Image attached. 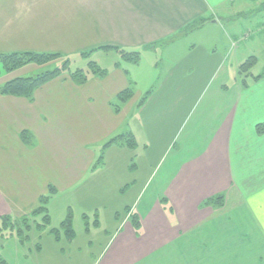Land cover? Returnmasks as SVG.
<instances>
[{"label": "crops", "instance_id": "1", "mask_svg": "<svg viewBox=\"0 0 264 264\" xmlns=\"http://www.w3.org/2000/svg\"><path fill=\"white\" fill-rule=\"evenodd\" d=\"M250 4L95 0L90 7L94 6L95 45L158 56L159 61L187 59L193 68L203 58L215 61V45H204L202 39L187 42L185 32L194 35L209 25L221 26L218 15L232 19L235 5L237 16L242 8L250 11ZM82 9L89 14L87 7ZM224 31L226 40L221 43L231 52L230 45L245 30L231 26ZM104 70L105 77L90 75L82 86L57 78L37 89L32 101L0 94V219L37 211L49 190L55 195L58 189L72 187L115 152L135 157L138 137L133 123L146 110L150 92L142 98L131 72L119 62ZM175 75L180 77H171ZM225 78L224 69L222 80L211 87L193 82L168 92L165 84L158 88L187 95L190 101L184 108L189 112L164 152L174 148L181 164L172 177L169 171L159 179L147 199L139 196L132 208L127 207L128 221L116 228L94 264H264V72L242 88L229 87ZM126 89L133 95L121 102ZM179 97L177 107L184 104ZM24 132L30 135L26 141ZM121 136L129 141L132 136L135 147L125 141L110 144ZM148 183L140 190L149 191ZM217 197L223 198V206L205 205ZM133 216L139 228L130 223ZM37 252L40 255L43 247Z\"/></svg>", "mask_w": 264, "mask_h": 264}, {"label": "rangeland", "instance_id": "2", "mask_svg": "<svg viewBox=\"0 0 264 264\" xmlns=\"http://www.w3.org/2000/svg\"><path fill=\"white\" fill-rule=\"evenodd\" d=\"M250 1L248 9H252L246 11L247 7L242 8L244 12L235 16V7L240 5L237 3L232 8V19L217 14L222 22L221 26L209 25L194 35L185 32L184 38L187 42L202 39L204 45L206 42L210 43L209 46L215 45L211 47L215 51V61L213 58L210 61L203 58L194 63L192 68V61L187 59L183 62L171 59L168 62L166 57V60L159 61L160 57L155 58L145 53L140 55L139 64L134 66L113 49L99 50L104 47H119L95 45L97 30L94 6L90 9L95 0H0V55L32 52L60 56L48 64H29L10 73L1 71L0 89L13 79L33 77L62 68L64 61L68 60L70 72L86 70L89 61L98 62L96 64L102 69H109L119 62L122 68L131 72L132 80L138 84L135 90L142 93V98L150 92L147 95L146 110L137 115V121L133 123L138 137L135 157L131 153L115 152L109 162L106 158L96 171L91 168L72 187L63 191L58 189L55 195V191L49 190L45 195L50 198L46 205L47 211L42 210L28 220V224L33 226L31 231H27L23 220L34 212L28 216H23V213L3 216V220L1 217V262L94 264L98 260L116 228L122 227L128 221L127 207L132 208L139 196V200L147 199L159 179L164 178L169 171L172 177L181 164L175 156L177 151L174 148L169 149L167 154L164 152L189 112L184 108L188 107L186 103L190 101L185 97L187 95L165 93V90L159 91L158 88L165 84L168 92L193 82L198 87L205 84L211 87L222 80L224 69L228 86L238 84L242 88L245 86V77L239 73V65L245 63L251 54L256 56L258 62L249 72L247 85L253 84V76L258 77L264 72V0ZM81 6L87 7L89 14L83 13ZM229 21L232 28H242L245 32L230 45L231 52H226L227 47L221 40L225 39L224 30L228 32L231 27L228 26ZM207 64L209 68L204 71L203 66L207 67ZM213 71L215 75H212ZM173 73L180 77H171ZM66 77L73 82L67 72L60 78ZM152 83L150 89L149 85ZM178 96L179 101L184 102L179 107L176 104ZM135 112L138 113V110ZM144 145L149 148L144 149ZM178 149L179 147L176 150ZM147 182L149 191L140 190ZM69 214L72 215L71 227L75 233L72 239L68 238L67 229L62 227ZM46 216L50 217L48 222ZM138 224L140 226L139 220ZM231 224L234 229L237 227L236 222ZM19 231L23 232L22 236L18 235ZM244 239H247V235ZM38 246L43 247L40 255L37 252Z\"/></svg>", "mask_w": 264, "mask_h": 264}, {"label": "trees", "instance_id": "3", "mask_svg": "<svg viewBox=\"0 0 264 264\" xmlns=\"http://www.w3.org/2000/svg\"><path fill=\"white\" fill-rule=\"evenodd\" d=\"M201 23L204 24L203 22ZM191 27L192 26H189V30L191 29ZM112 49L113 51L119 53L122 59L126 60L127 62L137 64L141 59L140 54L138 52H126L120 48L104 47L99 50L111 51ZM92 54L93 52L90 54V56ZM58 58H60L59 54H47V53H32V52L24 53L23 52V53L2 54L0 55V75L2 74V72L10 73L12 71L20 69L29 64H35L38 66L48 64L50 62L57 60ZM257 62H258L257 58L255 56H251L249 59H247L245 63L239 65V73L245 77L243 80V83L245 84L244 87L247 86L246 79L248 75H250L249 72L257 64ZM87 67L88 68L86 70L78 69V70H75L74 72H70V62L66 60L64 61L62 68H57L53 71H46L44 73H40L33 77H28V78L19 77V78L9 81L8 83H6V85H4L0 89V94L3 96L21 97L29 101H32L34 93L37 89L61 77L66 72L70 74V77H71L70 79L73 81L72 83L75 85H79V86L86 84L88 82L90 75L105 77L107 74V71L102 69L95 62L89 61ZM255 79L257 80V78ZM132 95H133L132 90L126 89L124 92L120 94L119 99L121 102H126ZM21 137L23 138L24 141H26L30 138V135L27 132H24L21 135ZM125 137L126 136H121L118 139L113 140V142L110 144L120 145L121 142L125 141L127 146L129 145L130 147H135V141L133 137L132 136L130 137V141L128 140V137L126 138ZM49 199L50 198L47 196L42 197L40 200L41 207L37 211H35L33 214H31L29 217L27 218L24 217L23 223L25 224L27 231H31L33 228V226H30L28 224L29 218L37 216L40 212H42V210L47 211L46 205L49 203ZM222 201H223L222 197H217V198L209 199L205 203V205L208 206L210 204H216L217 207H219V206H223ZM71 218H72V215L69 214L68 218H66L65 222L62 224V227H64V229H67V234H68L69 239H72L75 237V233L71 227ZM3 219L4 217L2 218V220ZM45 219L48 222L50 217L46 216ZM132 224L134 225V227L139 228L137 216L132 217ZM53 232L57 233L56 230L55 231L53 230ZM22 233H23L22 231H19L18 235H21ZM0 264H5V262L0 261Z\"/></svg>", "mask_w": 264, "mask_h": 264}, {"label": "water", "instance_id": "4", "mask_svg": "<svg viewBox=\"0 0 264 264\" xmlns=\"http://www.w3.org/2000/svg\"><path fill=\"white\" fill-rule=\"evenodd\" d=\"M213 23H216V21H213Z\"/></svg>", "mask_w": 264, "mask_h": 264}]
</instances>
